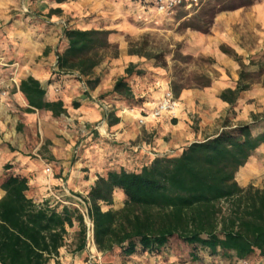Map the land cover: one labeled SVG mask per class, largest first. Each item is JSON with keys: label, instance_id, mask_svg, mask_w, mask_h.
<instances>
[{"label": "crops", "instance_id": "1", "mask_svg": "<svg viewBox=\"0 0 264 264\" xmlns=\"http://www.w3.org/2000/svg\"><path fill=\"white\" fill-rule=\"evenodd\" d=\"M67 1L0 0V184L7 175L25 177L28 198L60 209L66 205L53 194L64 200L76 198L81 190L87 194L98 175L111 169L133 170L154 157L178 155L191 142L216 135L224 121L254 123L259 126L256 132H264V9L260 5L216 14L208 39L199 38V49L212 56L218 77L203 88H183L174 117L154 118L152 107L170 89L168 77L150 59L127 53L120 38L123 31L131 30L121 20L73 25L110 30V40L117 44V57L105 59L93 70L91 78H98L94 87L80 81L76 73L55 72L60 16L52 14L54 19H50L40 12L62 9ZM245 23L247 29L242 27ZM243 34L251 36L254 50L245 46ZM129 63L141 74L129 78L132 98L124 99L112 93V88ZM241 71L249 77L254 72L261 76L245 80L247 89L228 104L219 94L235 88ZM28 76L40 82L47 100H61L65 113L27 111L18 86ZM235 178L241 186L264 185V144ZM3 194L0 188V197ZM121 197L115 191L113 202ZM78 230L76 223L67 228L64 245L47 264H102L103 254L93 243L87 241L75 250ZM145 256L133 255L124 262L116 257L110 264H165L157 257L145 260Z\"/></svg>", "mask_w": 264, "mask_h": 264}, {"label": "trees", "instance_id": "2", "mask_svg": "<svg viewBox=\"0 0 264 264\" xmlns=\"http://www.w3.org/2000/svg\"><path fill=\"white\" fill-rule=\"evenodd\" d=\"M61 12L59 7L50 9L46 17ZM111 33L62 24L54 54L55 72L76 73L80 81L94 87L98 78H91L93 70L108 52L110 58L118 55ZM127 53L161 58L142 47L130 46ZM134 74L141 71L129 63L124 76L114 82L112 93L131 99L129 78ZM248 76L241 71L235 88L224 89L219 98L233 104L247 89L244 81ZM205 78L202 87L211 83ZM18 87L27 111L47 110L53 116L65 113L61 100L45 98V89L37 79L28 76ZM182 89L171 85L175 98ZM258 127L224 121L216 135L191 142L178 155L154 157L133 170L111 169L98 175L84 197L96 250L124 262L133 255L157 257L177 240L188 249L189 264H201L198 251L209 259L218 257L221 264H264V186H241L235 178L239 168L264 144V132H256ZM0 188L4 192L0 197V264H47L58 255L67 228L74 223L79 229L75 250L87 243L86 226L77 208L59 209L47 201L34 202L26 196L25 177L7 175ZM117 190L122 206L113 208Z\"/></svg>", "mask_w": 264, "mask_h": 264}, {"label": "rangeland", "instance_id": "3", "mask_svg": "<svg viewBox=\"0 0 264 264\" xmlns=\"http://www.w3.org/2000/svg\"><path fill=\"white\" fill-rule=\"evenodd\" d=\"M260 5L264 9V0H202L194 9L175 8L169 13H158L152 0H69L62 5V12L57 17L59 26L62 24L73 27L75 24L95 22L105 24L107 21L121 20L128 25L131 32L121 33V42L126 48L142 47L144 51L159 55V60L150 59L155 67L166 72L169 88L175 84L182 88H203L205 77L211 81L218 77L214 60L209 53L202 52L200 37L208 39L214 18L221 11L248 9ZM46 16V13H41ZM53 17L51 16L50 19ZM54 19V18H53ZM131 25V26H130ZM243 29L249 27L242 25ZM246 33V30H243ZM125 32V33H124ZM245 46L254 50L251 36L243 34ZM207 41V40H206ZM248 44V45H247ZM255 52V51H254ZM107 53L105 59L109 57ZM144 58V57H143ZM146 59V58H145ZM249 71V72H247ZM250 73L252 70H247ZM251 77L260 78L255 74ZM264 117V111L261 112ZM264 186V185H263ZM85 191L76 192L81 200ZM122 200L115 198L114 208H120ZM88 242L92 244L90 237ZM187 248L177 240H172L157 259L165 264H189ZM201 264H221L218 257L208 258L205 252H199ZM151 255H146L145 260ZM116 256L105 254L102 264H110ZM244 264V263H242Z\"/></svg>", "mask_w": 264, "mask_h": 264}, {"label": "built area", "instance_id": "4", "mask_svg": "<svg viewBox=\"0 0 264 264\" xmlns=\"http://www.w3.org/2000/svg\"><path fill=\"white\" fill-rule=\"evenodd\" d=\"M201 1L202 0H152L158 13H169L178 7H182L186 10L194 9L200 5ZM176 107L177 98H175L173 92L170 89H167L163 91L161 97L158 99L154 107H152L150 114L154 118L160 117L163 114L174 117ZM45 171L49 173L50 168L46 167ZM53 197H55L60 204L73 206L80 211L86 226V235L88 240L90 237L92 238V223L87 215V208L84 198L81 200L80 198H75L73 196L72 200H64L55 194H53Z\"/></svg>", "mask_w": 264, "mask_h": 264}]
</instances>
